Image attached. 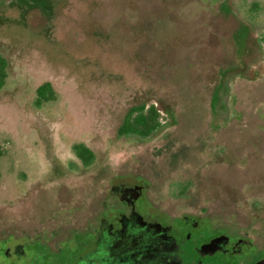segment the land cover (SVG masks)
Returning a JSON list of instances; mask_svg holds the SVG:
<instances>
[{
  "label": "rangeland",
  "instance_id": "1",
  "mask_svg": "<svg viewBox=\"0 0 264 264\" xmlns=\"http://www.w3.org/2000/svg\"><path fill=\"white\" fill-rule=\"evenodd\" d=\"M29 2L0 0V230H40L66 200L133 175L160 193L183 190L187 211L252 240L248 261L263 258L264 0ZM224 69L229 92L214 122ZM44 83L53 99L37 106ZM141 103L166 127L118 137Z\"/></svg>",
  "mask_w": 264,
  "mask_h": 264
},
{
  "label": "flooded vegetation",
  "instance_id": "2",
  "mask_svg": "<svg viewBox=\"0 0 264 264\" xmlns=\"http://www.w3.org/2000/svg\"><path fill=\"white\" fill-rule=\"evenodd\" d=\"M184 193L140 176H113L103 192L46 214L40 230H0V264H256L259 249L191 213Z\"/></svg>",
  "mask_w": 264,
  "mask_h": 264
},
{
  "label": "trees",
  "instance_id": "3",
  "mask_svg": "<svg viewBox=\"0 0 264 264\" xmlns=\"http://www.w3.org/2000/svg\"><path fill=\"white\" fill-rule=\"evenodd\" d=\"M28 4H32L27 0ZM51 12V13H50ZM46 18L51 21L53 12L47 10L43 12ZM8 62L0 53V89L5 85L7 79ZM229 72L227 69L221 70V78L223 79L213 90L210 100L212 120L214 122L219 119V111L225 108L222 98L228 94L229 86L226 77ZM53 99V91L49 83L41 84L36 89V104L40 106L42 103L48 102ZM226 119V118H224ZM165 126L163 123V116L155 104L146 105L141 103L138 106L131 107L125 113L123 120L117 128L116 134L118 137L123 136H136L141 139L151 137L156 132L162 130ZM76 157L81 161L82 165L87 167L94 161V154L86 148L83 144L74 145L73 147ZM2 151L0 148V158ZM181 193H184L182 190Z\"/></svg>",
  "mask_w": 264,
  "mask_h": 264
},
{
  "label": "water",
  "instance_id": "4",
  "mask_svg": "<svg viewBox=\"0 0 264 264\" xmlns=\"http://www.w3.org/2000/svg\"><path fill=\"white\" fill-rule=\"evenodd\" d=\"M256 264H264V259L258 261Z\"/></svg>",
  "mask_w": 264,
  "mask_h": 264
}]
</instances>
